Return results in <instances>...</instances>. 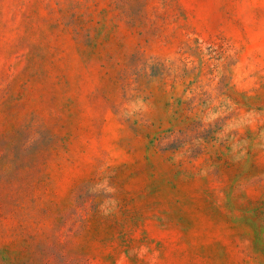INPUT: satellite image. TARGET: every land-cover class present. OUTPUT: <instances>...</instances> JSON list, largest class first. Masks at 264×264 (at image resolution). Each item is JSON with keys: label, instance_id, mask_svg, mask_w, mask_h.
I'll return each mask as SVG.
<instances>
[{"label": "rangeland", "instance_id": "rangeland-1", "mask_svg": "<svg viewBox=\"0 0 264 264\" xmlns=\"http://www.w3.org/2000/svg\"><path fill=\"white\" fill-rule=\"evenodd\" d=\"M0 264H264V0H0Z\"/></svg>", "mask_w": 264, "mask_h": 264}]
</instances>
